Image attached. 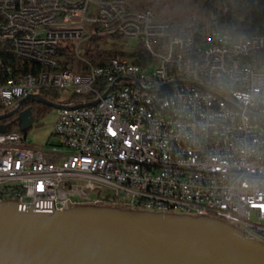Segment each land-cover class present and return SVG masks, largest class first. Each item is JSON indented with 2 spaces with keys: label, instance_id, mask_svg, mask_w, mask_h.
Returning <instances> with one entry per match:
<instances>
[{
  "label": "built area",
  "instance_id": "obj_1",
  "mask_svg": "<svg viewBox=\"0 0 264 264\" xmlns=\"http://www.w3.org/2000/svg\"><path fill=\"white\" fill-rule=\"evenodd\" d=\"M175 29L153 9L124 12L117 0H0L5 112L42 89L58 98L71 91L56 108L55 142L47 147L22 144V132L0 133V202L36 213L127 203L219 218L264 242V60L263 72H250L248 62L214 54L223 46L259 58L264 35L235 40L217 20L185 36ZM107 37L138 39L142 48L128 51L145 50L150 66L101 61L103 47L81 57V41ZM186 50L202 56V67L182 58ZM7 56L15 69L4 64ZM77 58L84 74L73 72ZM35 60L48 62L41 79L17 77V67Z\"/></svg>",
  "mask_w": 264,
  "mask_h": 264
},
{
  "label": "water",
  "instance_id": "obj_2",
  "mask_svg": "<svg viewBox=\"0 0 264 264\" xmlns=\"http://www.w3.org/2000/svg\"><path fill=\"white\" fill-rule=\"evenodd\" d=\"M60 107L39 94L0 114V133L15 115L33 126L28 102ZM83 104L79 105L82 106ZM0 264H264V242L211 216L107 205H78L54 213L19 211L0 202Z\"/></svg>",
  "mask_w": 264,
  "mask_h": 264
},
{
  "label": "trees",
  "instance_id": "obj_3",
  "mask_svg": "<svg viewBox=\"0 0 264 264\" xmlns=\"http://www.w3.org/2000/svg\"><path fill=\"white\" fill-rule=\"evenodd\" d=\"M136 7L139 9H152L153 2L151 0H132ZM199 1V0H195ZM203 7L205 13L200 18L183 20L179 23L178 27L175 29L176 35L185 36L189 34H194L197 31H201L207 25H211L213 20H217L219 26L229 33L240 34L245 36H262L264 35V0H203ZM124 53V54H123ZM119 55H127L133 57L135 53H118ZM116 54V55H118ZM115 54L110 52H103V59L101 61H106L107 57ZM138 58L134 61L136 64H143L149 56L145 50H140L138 52ZM71 60V58H68ZM64 61V60H63ZM150 61V58L148 59ZM72 61H65L62 63L63 67L66 68L68 64ZM4 64L12 68H16V60L13 57H4ZM68 68V67H67ZM0 79L3 78L5 72L0 71ZM39 95L50 100H58V92L55 90L42 89ZM35 102L30 101L27 103L26 107H30ZM52 109L45 105V112ZM5 112V107L0 104V114ZM3 122H12L9 126V132H20L17 122H14L13 117L4 120ZM123 208V207H122Z\"/></svg>",
  "mask_w": 264,
  "mask_h": 264
},
{
  "label": "rangeland",
  "instance_id": "obj_4",
  "mask_svg": "<svg viewBox=\"0 0 264 264\" xmlns=\"http://www.w3.org/2000/svg\"><path fill=\"white\" fill-rule=\"evenodd\" d=\"M97 1V0H94ZM153 2L152 9L155 14L163 21H166L170 25V30L178 27L179 23L183 20L200 18L204 15L205 10L203 7V0H151ZM92 9L89 13V17L96 15V2L93 3ZM81 57H85L86 51L92 49L99 50L103 47L106 52L119 51V50H134L141 49L140 41L138 39H132L122 41L121 39H114L113 37H107L102 41H95L92 39L83 40L80 42ZM258 60H264V53L258 54ZM82 59L77 58L76 67L73 69L75 74H84L85 71L81 68ZM71 96L70 90L60 91V98L56 102L58 105H63L69 102ZM34 124L32 128L25 134L27 139L22 144L34 147L42 148L47 147L49 142H55V138L52 136V132L56 123V108H52L45 112V105L35 102L30 106ZM13 120L20 125L18 116H14Z\"/></svg>",
  "mask_w": 264,
  "mask_h": 264
},
{
  "label": "bare ground",
  "instance_id": "obj_5",
  "mask_svg": "<svg viewBox=\"0 0 264 264\" xmlns=\"http://www.w3.org/2000/svg\"><path fill=\"white\" fill-rule=\"evenodd\" d=\"M21 3H28V0H21ZM117 7H119V9L123 10L124 12L137 11V7L132 0H117ZM233 38L235 40H242V41L251 40V42H258V36L248 37L245 35L233 34ZM124 52L132 53L131 55H133L134 53L138 54V52H132V51H124ZM137 54L133 55V57H129L126 54L125 55L115 54L110 57H107V59H109V62L122 66H134V65H136V67L150 66V61H148L150 56L146 61H143L144 62L143 64H138V63L136 64L134 61L138 58ZM214 54H218V61H231L235 59L241 62H248V69H250V72H263V65L259 63L258 58H250V52H248V49L232 48V51L230 53V49H225V47L223 46H214ZM157 55H164V48H157ZM182 58L188 59V64L193 65V67H202V56L197 55V51L194 50L182 51ZM63 60H64V54H55V61H63ZM67 67L72 68V62H70ZM47 69H48L47 61L35 60L34 62L27 63L26 65H24V67H17V77L41 79V76L44 75V71H46ZM5 83H6V76H3V78L0 79V84H5ZM117 207L127 208V203H117ZM54 212H58V211H53L50 213H54Z\"/></svg>",
  "mask_w": 264,
  "mask_h": 264
},
{
  "label": "flooded vegetation",
  "instance_id": "obj_6",
  "mask_svg": "<svg viewBox=\"0 0 264 264\" xmlns=\"http://www.w3.org/2000/svg\"><path fill=\"white\" fill-rule=\"evenodd\" d=\"M15 116H17V115H15ZM14 117V116H13Z\"/></svg>",
  "mask_w": 264,
  "mask_h": 264
}]
</instances>
